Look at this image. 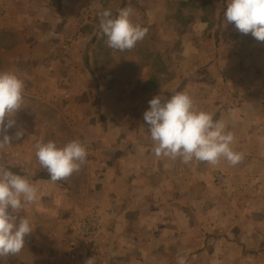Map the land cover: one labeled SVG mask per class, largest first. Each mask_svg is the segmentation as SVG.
<instances>
[{
	"label": "rangeland",
	"instance_id": "obj_1",
	"mask_svg": "<svg viewBox=\"0 0 264 264\" xmlns=\"http://www.w3.org/2000/svg\"><path fill=\"white\" fill-rule=\"evenodd\" d=\"M227 3L228 0H82L63 9L61 0H53L50 10L55 15L46 20V28L25 29L37 35L22 34L18 41L2 37L0 45L19 43L13 51L0 50V72L15 73L24 82L26 98L22 104L35 102L56 109L65 119L62 121L71 141L79 139L86 147L88 177L83 178L92 207L101 209L95 195L101 182L94 173V161L100 157L107 162L111 156L120 158L127 150L122 148V142L130 145L134 138L152 142L143 120L152 95L165 98L174 91L184 92L192 98L196 110L207 112L209 92L204 79L222 75L220 69H209L208 64L211 57L222 52L224 38L233 45L240 40L230 48V56L235 55L251 67L259 63L255 56L257 51H264V42L256 41L250 33L228 30L224 36L221 29H235L234 24L224 20ZM124 7L133 9L130 19L147 28V34L132 50L120 52L108 48L106 37L100 35L98 13L109 9L115 16ZM40 9L42 13V6ZM53 62V69L44 70V64ZM248 64L244 68L247 74ZM42 76L50 82L41 80ZM247 91L251 95L254 90ZM209 103L213 109L208 113L217 119L222 115L217 109L223 101L214 96ZM12 119L15 125L7 134L13 139L10 146L0 148L4 163L30 159L42 135L40 129L27 127L21 116L14 115ZM17 131L23 133L19 139L14 138ZM117 146L120 151L116 153ZM175 161L178 168L169 172L168 180L160 181V188L151 180L147 196L150 216L145 219L137 213L132 215V238L136 235L143 242L150 237L151 242L135 248L133 244L118 245L120 254L133 257L124 264H177L178 255L186 264H264V242L258 240L264 237L263 223L256 214L250 220L236 210L240 192L233 196L227 192L229 177L215 171L204 179L200 162L185 165ZM72 181L79 183L78 172L72 174ZM105 215L111 222L110 213ZM140 220H149L150 228H141L136 222ZM127 227L111 229L122 236Z\"/></svg>",
	"mask_w": 264,
	"mask_h": 264
},
{
	"label": "crops",
	"instance_id": "obj_2",
	"mask_svg": "<svg viewBox=\"0 0 264 264\" xmlns=\"http://www.w3.org/2000/svg\"><path fill=\"white\" fill-rule=\"evenodd\" d=\"M75 1L61 0L63 9L68 4H74ZM52 3L53 0H0V42L3 36H9L18 41L22 34L37 35L36 32L25 29L26 27L46 28V20L55 15L50 10ZM41 6L42 13H39ZM69 28L74 31L72 27ZM221 30L224 36H227L225 32L228 30L240 34L236 29ZM51 34L57 35L54 31H51ZM64 34H68L67 31ZM239 41L234 43L238 44ZM18 44L15 42L7 46L3 44L0 45V50L13 51L14 47L19 46ZM20 44L24 45L25 42L22 41ZM236 44L233 45L227 38L223 39L220 44L222 52L218 51L209 59L208 64L209 69H220L222 75L207 77L204 83L206 92H209V95H206L207 112L213 109L209 99H213L214 96L222 99L223 103L217 109L222 112V115L214 120L224 122L225 131L231 132L234 137L231 144L232 150L240 153L243 159L234 166L229 165L223 158L216 165L200 162V172L204 179L209 178L215 171L226 174L230 180L227 190L230 196L240 192L236 210L247 215L250 220L252 217L255 218L256 214L264 228V51L256 52L255 58L259 60V63L254 67L245 63L250 70L247 74V69L244 72L246 68L244 61L236 59L235 55L228 54L230 48L237 46ZM4 66L7 67L5 64ZM54 67V62L43 66L44 70ZM174 67L177 71L176 63ZM41 80L50 82L48 77L42 76ZM247 89L254 91L250 95ZM176 92L165 98H170ZM154 96L157 95L154 94L151 97ZM247 99H253V101L248 103ZM148 108H144L145 111ZM15 115L21 116L27 127H36L43 134L41 127L28 123L18 112ZM59 116L65 121L60 114ZM41 141L42 135L36 144ZM122 144L125 145L122 148L127 150L125 153L121 151L120 158L111 156L109 159L111 163H109L108 159L100 157L93 163L94 173L101 182L99 192L95 193L101 209L92 207L88 202V190L83 178L88 177L86 164L85 168L80 169L78 184L72 181V175L53 183L48 175L41 174L45 170H41L43 168L38 165L35 154L30 159L20 158L16 162L8 163H4L5 160L0 154V166L18 168L22 173L19 175L34 184L39 195V199L31 206L20 213H13L17 216V221L22 216L28 218L33 231L25 237V246L21 252L0 260V264H84L86 259L93 256L96 264H124L126 259L133 257L120 254L117 250L118 245L133 244L135 248L137 244L150 243V237L144 238L143 242H140L136 235L132 238V230H130L132 226L130 223L134 221L132 215L137 213L146 216L145 219L150 216L151 204L147 196L152 186L151 180H155V183H158L157 188H160V181L169 179V172L173 168H178V162L156 157L152 151V142L145 139L134 138L130 141V145L124 142ZM116 148L117 153L120 151V146ZM89 211L97 212L100 217V234L93 248L91 246V249L89 248L90 250L84 253L78 262L72 263L69 260L68 251L76 236L77 220ZM106 212L110 213L111 222L107 221ZM136 222L144 230L150 228L149 220ZM107 224L110 225V229ZM115 226L116 228L124 226V229L127 227V231L122 236L120 233L114 234L111 227ZM258 240L263 243L264 237ZM258 240L256 239L257 243ZM249 242L253 243L251 240Z\"/></svg>",
	"mask_w": 264,
	"mask_h": 264
},
{
	"label": "clouds",
	"instance_id": "obj_3",
	"mask_svg": "<svg viewBox=\"0 0 264 264\" xmlns=\"http://www.w3.org/2000/svg\"><path fill=\"white\" fill-rule=\"evenodd\" d=\"M132 13L131 7L120 9L115 16L109 9L98 13L100 35L106 37L108 48L130 51L146 36L147 28L134 24L130 19ZM224 20L234 24L240 34L250 33L256 41L264 42V0H228ZM24 87L15 73L0 72V148L10 146L13 139L7 133L15 125L12 117L21 109ZM148 104L143 120L156 157L178 159L185 165L192 162L216 165L223 158L234 166L243 159L232 150L234 137L225 131L224 122L214 120L206 111L196 110L188 94L176 92L170 98L157 95ZM22 135L17 131L14 138ZM35 149L38 165L46 169L53 183L80 171L87 162V149L79 139L63 147L54 141L37 143ZM38 199L34 184L0 166V260L19 254L24 248L25 237L32 233L33 227L28 218L22 216L17 221L13 213L22 212ZM84 264H96L95 257L86 259ZM177 264H186L183 256H177Z\"/></svg>",
	"mask_w": 264,
	"mask_h": 264
},
{
	"label": "trees",
	"instance_id": "obj_4",
	"mask_svg": "<svg viewBox=\"0 0 264 264\" xmlns=\"http://www.w3.org/2000/svg\"><path fill=\"white\" fill-rule=\"evenodd\" d=\"M17 112L20 113L28 123L42 128L43 134L41 143L54 141L56 145L58 144V147H63L66 143L71 141L69 129L54 108L35 102L30 105L28 103H23L21 109ZM5 168L10 169L15 174L22 175L20 170L15 166ZM41 170H45L42 171L41 174L48 175L46 169ZM79 172L80 171H78V173Z\"/></svg>",
	"mask_w": 264,
	"mask_h": 264
},
{
	"label": "built area",
	"instance_id": "obj_5",
	"mask_svg": "<svg viewBox=\"0 0 264 264\" xmlns=\"http://www.w3.org/2000/svg\"><path fill=\"white\" fill-rule=\"evenodd\" d=\"M100 229V217L95 211L86 212L77 220L76 236L68 251L69 260L72 263L78 262L85 251L96 241Z\"/></svg>",
	"mask_w": 264,
	"mask_h": 264
}]
</instances>
